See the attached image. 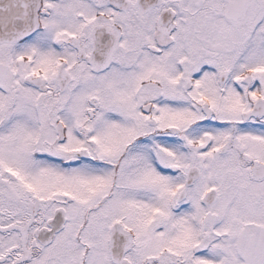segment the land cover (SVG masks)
I'll return each instance as SVG.
<instances>
[{
    "label": "snow or ice",
    "instance_id": "1",
    "mask_svg": "<svg viewBox=\"0 0 264 264\" xmlns=\"http://www.w3.org/2000/svg\"><path fill=\"white\" fill-rule=\"evenodd\" d=\"M0 264H264V0H0Z\"/></svg>",
    "mask_w": 264,
    "mask_h": 264
}]
</instances>
